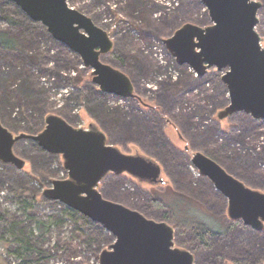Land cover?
<instances>
[{"label":"rangeland","instance_id":"1","mask_svg":"<svg viewBox=\"0 0 264 264\" xmlns=\"http://www.w3.org/2000/svg\"><path fill=\"white\" fill-rule=\"evenodd\" d=\"M255 1L262 4L256 31L264 48V0ZM68 5L109 34L114 49L102 62L125 73L143 101L102 93L78 54L14 2L0 0V31L19 49H0L2 124L15 136L39 134L50 115L74 128L96 125L122 152L159 163L165 181L152 185L129 174H109L98 187L105 199L168 223L176 247L190 251L195 264H264V230L230 220L228 200L191 162L203 153L264 193V120L245 113L219 120L230 103L225 72L212 68L199 77L179 65L164 43L185 24L211 26L204 3L68 0ZM14 152L26 164L18 170L0 162V264H99L113 236L43 196L54 180L67 178L63 158L32 140L18 142ZM39 222L49 228L40 229ZM201 223L229 230L204 246L194 231ZM29 244L35 249L27 250Z\"/></svg>","mask_w":264,"mask_h":264},{"label":"water","instance_id":"2","mask_svg":"<svg viewBox=\"0 0 264 264\" xmlns=\"http://www.w3.org/2000/svg\"><path fill=\"white\" fill-rule=\"evenodd\" d=\"M10 1L78 54L84 67L92 69L93 82L102 93L135 98L131 79L101 60L113 50L109 34L91 18L69 7L68 0ZM201 1L213 24L205 28L185 24L164 41L167 49L179 65H188L199 77L212 68L225 72L222 82L230 103L219 112V120L237 113L264 120V48L256 31L262 4L255 0ZM23 140H32L47 153L63 158L67 178L54 180L52 187L43 191L44 198L100 224L113 236L115 242L100 253L99 264H195L190 251L176 247L172 226L109 201L98 190L109 174H129L152 185L164 184L159 163L122 152L108 143L107 135L96 125L88 130L74 128L55 115L46 118L44 130L37 135L15 136L0 121V162L23 170L26 163L14 152L16 144ZM191 162L199 175L210 180L228 200L230 220L241 221L256 231L264 230L263 192L246 186L203 153L194 154Z\"/></svg>","mask_w":264,"mask_h":264},{"label":"trees","instance_id":"3","mask_svg":"<svg viewBox=\"0 0 264 264\" xmlns=\"http://www.w3.org/2000/svg\"><path fill=\"white\" fill-rule=\"evenodd\" d=\"M8 21L13 23V20L11 18H8ZM0 49H5V50H19L18 49V42L7 32L5 31H0ZM188 198V197H186ZM0 217H2L0 215ZM89 221L88 218L84 217L81 215L80 219L78 220L79 222L83 221ZM40 229L43 230L45 228L46 230L49 228L48 225H45L43 222L38 223ZM195 229L194 231L197 233L198 240L201 244L204 246H209L210 241L219 233L222 232H227L229 229L223 227L224 229H215L211 228L210 226L206 225L205 223L199 224V226H194ZM35 249L34 246L28 245L27 250Z\"/></svg>","mask_w":264,"mask_h":264},{"label":"flooded vegetation","instance_id":"4","mask_svg":"<svg viewBox=\"0 0 264 264\" xmlns=\"http://www.w3.org/2000/svg\"><path fill=\"white\" fill-rule=\"evenodd\" d=\"M111 38V37H110ZM112 39V38H111ZM113 41V40H112ZM113 44H114V42H113ZM113 49H114V45H113ZM113 51V50H112ZM112 51L110 52V53H112ZM109 54V53H108ZM104 56V55H103ZM132 81V80H131ZM132 84H133V82H132ZM133 87H134V85H133ZM134 91H135V88H134ZM136 95V94H135ZM129 99H136V100H138V101H140V102H142L143 100H142V98H140V97H138L137 95H136V97L135 98H129ZM180 136V135H179ZM180 138H182L181 136H180ZM188 147H186V149H187ZM233 175V174H232ZM235 178H237V176H235V175H233ZM238 180H240L239 178H237ZM241 181V180H240ZM234 222H238V221H234Z\"/></svg>","mask_w":264,"mask_h":264},{"label":"built area","instance_id":"5","mask_svg":"<svg viewBox=\"0 0 264 264\" xmlns=\"http://www.w3.org/2000/svg\"><path fill=\"white\" fill-rule=\"evenodd\" d=\"M66 173V172H65ZM67 174V173H66Z\"/></svg>","mask_w":264,"mask_h":264}]
</instances>
